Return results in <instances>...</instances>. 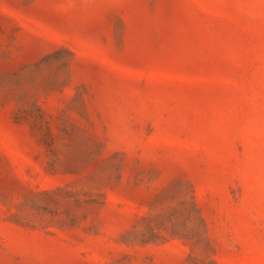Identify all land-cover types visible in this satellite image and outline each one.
I'll list each match as a JSON object with an SVG mask.
<instances>
[{
  "label": "rangeland",
  "instance_id": "374dc122",
  "mask_svg": "<svg viewBox=\"0 0 264 264\" xmlns=\"http://www.w3.org/2000/svg\"><path fill=\"white\" fill-rule=\"evenodd\" d=\"M0 264H264V0H0Z\"/></svg>",
  "mask_w": 264,
  "mask_h": 264
}]
</instances>
